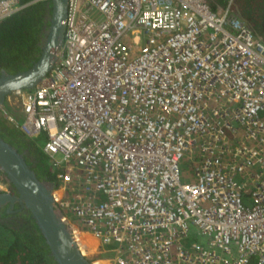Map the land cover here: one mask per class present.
I'll use <instances>...</instances> for the list:
<instances>
[{"label": "built area", "instance_id": "1", "mask_svg": "<svg viewBox=\"0 0 264 264\" xmlns=\"http://www.w3.org/2000/svg\"><path fill=\"white\" fill-rule=\"evenodd\" d=\"M229 6L67 0L52 68L5 98L91 264H264V45Z\"/></svg>", "mask_w": 264, "mask_h": 264}, {"label": "trees", "instance_id": "2", "mask_svg": "<svg viewBox=\"0 0 264 264\" xmlns=\"http://www.w3.org/2000/svg\"><path fill=\"white\" fill-rule=\"evenodd\" d=\"M17 1L21 7L0 20V70L7 73L26 69L37 58L33 54L39 53V47L32 49L40 32L43 15L45 11H50L48 0ZM201 1L213 13H220L230 2V11L243 21L254 38L264 45V0ZM0 127L3 132H0V137H14L20 146L29 148L30 152L32 149L37 152V156H43L37 159L35 175L54 188L55 171L40 149L43 138L36 137V142L28 140L1 114ZM21 217L23 222L18 228H9L0 223V264H56L48 255V249L31 216L26 211Z\"/></svg>", "mask_w": 264, "mask_h": 264}, {"label": "water", "instance_id": "3", "mask_svg": "<svg viewBox=\"0 0 264 264\" xmlns=\"http://www.w3.org/2000/svg\"><path fill=\"white\" fill-rule=\"evenodd\" d=\"M50 11L39 43L37 58L29 67L14 73L0 70V108L5 98L15 90L32 89L50 71L57 59L63 36V21L67 0H48ZM0 172L16 194L0 192V205L16 202L31 216L56 264H91L78 250L69 229L55 209L52 186L36 177L23 156L0 137Z\"/></svg>", "mask_w": 264, "mask_h": 264}, {"label": "flooded vegetation", "instance_id": "4", "mask_svg": "<svg viewBox=\"0 0 264 264\" xmlns=\"http://www.w3.org/2000/svg\"><path fill=\"white\" fill-rule=\"evenodd\" d=\"M47 14H48V11H45L43 15V20H42V25L40 28L39 35H38L37 40L34 43L32 50H35V47H39V43L41 39L43 38V30L47 22V19H46ZM33 55L35 57L37 56V53ZM1 130H2V127H0V132H2ZM1 138L4 139L5 141H8L23 156V158L28 163V165L35 171L37 159H41L43 158V156L41 155L37 156V152H34L32 149H31L32 152H30L29 148L25 146H20V144L16 143V138L14 137H9L10 139L9 138L5 139L4 137L1 136ZM2 178L3 177H1V179ZM1 192L9 194L11 196H16L12 186L8 183L6 185L5 191H1ZM25 214H26V210L23 208H20V206L16 202H13L11 205L8 202H6L3 205H0V223L5 224L9 228H18L19 227L18 225L21 222H23L21 215H25ZM87 246H88V243H87Z\"/></svg>", "mask_w": 264, "mask_h": 264}, {"label": "rangeland", "instance_id": "5", "mask_svg": "<svg viewBox=\"0 0 264 264\" xmlns=\"http://www.w3.org/2000/svg\"><path fill=\"white\" fill-rule=\"evenodd\" d=\"M7 104V103H6ZM5 104V105H6ZM8 106V105H7ZM9 113H14L13 112V110H12V108H9ZM15 114V113H14ZM36 137H33V138H31L30 139V141H32V142H36ZM189 166V162L188 161H185V160H181L180 161V163H179V167H180V169H181V171H183V172H185L186 170H187V167ZM0 176H2L1 174H0ZM78 235L79 236H77V239L80 241V243H81V247L82 248H80L82 251H84V252H86V253H88V257H86L87 258V260L88 261H90L89 260V258L90 259H92V258H94L95 257V255L94 254H91L90 252L92 251V250H94L95 249V247H89V246H87V243H88V241L91 239V241H93L94 243H97L96 241H94V239H92L93 237L91 236V235H89L88 233H85V232H82V233H78ZM84 236V237H83ZM81 237H83V239L81 238ZM195 238V237H197L196 236V234H195V227H191L190 228V231H189V234H188V236H187V238L185 239V241H184V243H187V241L190 239V238ZM86 245V246H84V245ZM90 244H91V242H90ZM89 244V245H90ZM103 248V247H102ZM101 249V248H100ZM90 253V254H89ZM110 256V253L109 252H103V253H101L100 254V257L101 258H106V257H109Z\"/></svg>", "mask_w": 264, "mask_h": 264}, {"label": "bare ground", "instance_id": "6", "mask_svg": "<svg viewBox=\"0 0 264 264\" xmlns=\"http://www.w3.org/2000/svg\"><path fill=\"white\" fill-rule=\"evenodd\" d=\"M78 233H82V232H75V239H77V236H79ZM85 233H86V232H85ZM92 239H94V238H92ZM95 240H96V239H95ZM95 240H94V241H95ZM77 242H78V245L80 246L79 248H82L83 246L81 247V243H80V241H79L78 239H77ZM90 242H91V244H90ZM89 244H90V245H89ZM83 245H84V244H83ZM84 246H86V245H84ZM88 246H89V247H90V246H91V247H96V243H94V242L91 241V239H90V240L88 241Z\"/></svg>", "mask_w": 264, "mask_h": 264}, {"label": "crops", "instance_id": "7", "mask_svg": "<svg viewBox=\"0 0 264 264\" xmlns=\"http://www.w3.org/2000/svg\"><path fill=\"white\" fill-rule=\"evenodd\" d=\"M90 235V234H89ZM84 237V236H83ZM83 237H81L83 239ZM95 240V239H94ZM97 242V240H95Z\"/></svg>", "mask_w": 264, "mask_h": 264}, {"label": "clouds", "instance_id": "8", "mask_svg": "<svg viewBox=\"0 0 264 264\" xmlns=\"http://www.w3.org/2000/svg\"><path fill=\"white\" fill-rule=\"evenodd\" d=\"M3 176V175H2Z\"/></svg>", "mask_w": 264, "mask_h": 264}]
</instances>
